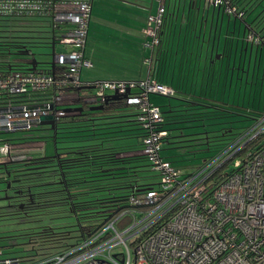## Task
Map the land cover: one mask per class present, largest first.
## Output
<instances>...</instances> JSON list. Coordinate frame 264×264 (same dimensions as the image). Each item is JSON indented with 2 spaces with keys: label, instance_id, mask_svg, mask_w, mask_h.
Returning <instances> with one entry per match:
<instances>
[{
  "label": "built area",
  "instance_id": "2783aa9c",
  "mask_svg": "<svg viewBox=\"0 0 264 264\" xmlns=\"http://www.w3.org/2000/svg\"><path fill=\"white\" fill-rule=\"evenodd\" d=\"M93 1L0 0L1 17L44 11L52 16L54 28L60 24L55 32L59 50L53 57L52 72L38 68L0 73V133L36 128L41 116L52 115L58 120L65 111L55 105L66 96L72 97L66 91L69 86L64 87L66 82L73 88H92L90 101L99 103L107 94L122 95L128 90L125 99L137 107L138 121L146 131L142 153L158 175V188L141 196L148 206L135 208L131 223L123 230L109 223L79 247L28 264H264V140L254 153L235 156L244 144L264 136V114L223 154L203 160L183 175L161 156L167 132L160 129V108L149 101L151 94L171 96L169 87L149 77L81 81V69L91 65L84 58L83 48ZM152 1L157 2L156 12L147 15L143 29L150 39L146 45L151 48L160 44L159 33L167 13V0ZM205 2L223 13L243 16L229 0ZM246 38L251 44L264 42V37L253 34ZM14 148L0 141V160L12 158ZM228 159V174L210 181L216 168ZM21 262L17 257L4 256L0 247V264Z\"/></svg>",
  "mask_w": 264,
  "mask_h": 264
},
{
  "label": "trees",
  "instance_id": "16d2710c",
  "mask_svg": "<svg viewBox=\"0 0 264 264\" xmlns=\"http://www.w3.org/2000/svg\"><path fill=\"white\" fill-rule=\"evenodd\" d=\"M150 1L152 2V0ZM168 1L165 2L167 12ZM229 1L231 6L243 13V16L240 17L242 20L246 15L247 5L257 9L254 21L245 23L249 28L251 26L254 29L263 24L261 22L264 21V0ZM38 22H42L41 27L35 26ZM59 26L60 24L54 28L52 16L44 11L17 17L0 16V73L29 71L32 58L27 57L29 46L19 45L18 39L21 36L27 37L25 39L38 40L40 37L37 35L47 33L49 47L52 38L54 39V57L59 50L55 43V32ZM144 27L140 33L142 36L141 46L150 42V39L143 33ZM251 28L249 34L259 38L264 37V33H256ZM161 31L162 29L159 39ZM86 41L87 35L83 55ZM41 43L45 44V42ZM261 44L264 45V42H259L256 46L259 47ZM224 52L226 55L228 54L227 50ZM146 57L143 59L148 61L149 58ZM231 57L234 61L233 52ZM84 58L87 59L85 55ZM51 60L48 63L39 62L33 71L39 68L52 72L54 67H50ZM147 77L155 80L152 76ZM66 86H69L66 91H70L71 93L68 94H72V97L66 96L55 105V108L63 111L68 108L72 110L65 112L56 120L55 137L53 134L47 136L55 144L54 153L49 156L28 155L22 158L18 157V159L10 158L8 164L0 167V183L6 186L9 184L5 193L8 196V207L0 208L6 209L0 213V219L11 217L19 220V224L26 225L25 232L20 235L26 236L27 243L31 247L28 252L32 254L25 258L33 257L38 251L53 250L46 254L47 257L61 252H69L86 240L93 238L109 223H113L116 230H123L131 223L135 208L148 206V204H144L145 200L141 196L149 189L158 188V175L151 169L150 163L142 153L146 131L138 121L137 107L127 103L125 98H120L116 101L110 100L102 110L91 111L90 107L103 103V101L99 103L98 100L90 101L93 95L92 88H73L67 82L64 87ZM164 97L171 98V96ZM200 99H181L182 103L173 108L168 103L169 112L161 110L163 116L160 129L167 132V137L162 142L163 146L179 143L178 146H175L177 148L184 147L182 146L183 142L205 140L206 142L198 145L202 144L206 146V149H209L211 139L220 142L235 134L232 125L235 120L229 118L236 113L223 107L219 108L217 104L211 103L213 99L206 98L204 101H200ZM12 101L13 103L17 102L16 98ZM42 101L39 99V102ZM75 107H82L83 110H74ZM158 107L160 108V106ZM238 113L241 112L238 111ZM209 114L212 115L209 116ZM241 114L240 116L250 119V117ZM207 120L218 121L207 122ZM207 126H218V128L209 130ZM43 127L49 129L47 126L39 125L31 130ZM194 128H202V131H185ZM3 133L9 132L0 134ZM202 134L203 138L197 137ZM210 134L215 135L210 137ZM17 139L23 141L18 144H26L34 142L37 137H23L14 140ZM231 139H228V143L212 158L223 154L235 136ZM263 140L264 136L262 135L256 140L249 141L235 156H246L243 154L244 152L254 153ZM9 141L11 140L7 139L2 142L17 146L14 141ZM187 147H192V144H188ZM192 152L195 151H187L184 155H196ZM229 152L227 151L223 156ZM212 158H207V160ZM230 160L228 159L216 168L210 181H216L228 174L231 168L226 173L223 168L228 163L230 164ZM170 163L174 165V162L170 161ZM218 163L220 164V162ZM175 167L180 169L183 175H187L190 171H183L181 168L184 167L178 165ZM104 235L108 237L110 233L104 232ZM69 239H73V242L68 243Z\"/></svg>",
  "mask_w": 264,
  "mask_h": 264
},
{
  "label": "rangeland",
  "instance_id": "374dc122",
  "mask_svg": "<svg viewBox=\"0 0 264 264\" xmlns=\"http://www.w3.org/2000/svg\"><path fill=\"white\" fill-rule=\"evenodd\" d=\"M135 3V5L131 4ZM150 0H95L91 10V18L88 27V36L85 45L86 56L92 62L90 67H83L82 77H87L90 79L96 78H111L114 75L120 73V66H118V61L120 54L124 56L126 64L128 65L130 62L128 59L130 55H134V60L137 64H140V57H142L140 49L138 45L140 40H142L140 30L138 32L137 28L130 29V33L127 31L126 34L122 36V40L117 38V30H121V21L124 19L117 18L116 13L122 14L123 16L130 17L131 14L137 16L139 18V22L141 21L142 15L147 12L145 7L148 6ZM183 4V3H182ZM203 4V2H202ZM205 5V4H204ZM203 5V6H204ZM182 6V5H181ZM207 6V4L205 5ZM127 10V12H125ZM246 15L244 20L237 19L236 21V30L233 33L235 41L237 36L239 35L240 40H242L241 33L239 34L238 26H241V31H243L245 23H251L255 19V14L257 9L252 8L251 6H246ZM182 7L180 8L179 13V21L181 18ZM133 19H137L133 17ZM133 20L132 23L137 27L139 25L138 21ZM128 22V20H126ZM228 17L224 15L223 28L221 29V23L219 24L218 32L221 33L222 42L223 43L225 29L227 26ZM42 22H38L35 26L41 27ZM179 23V22H178ZM255 23V22H254ZM260 26L255 27L252 31L256 33H264V21ZM233 18L230 19L229 24V32L233 31ZM210 25L208 26V34H209ZM263 29V30H262ZM126 31V30H124ZM217 32V33H218ZM131 34V35H130ZM141 36V37H140ZM177 36V35H176ZM207 36V34H206ZM219 35L217 34V39ZM140 39V40H139ZM122 43V47H121ZM29 48L31 49L33 55L37 58L40 63H48L51 60V48L42 43L37 44H29ZM131 46H137L135 49H131ZM219 46V47H220ZM132 52L130 53V51ZM223 52V50H222ZM215 53V57H216ZM205 56V51L203 52V58ZM233 60V59H232ZM220 64L218 66L219 72L227 71V60L222 58L220 60ZM230 65V64H229ZM227 66L231 69H234L235 72L243 74V79L238 83L237 88L235 85L236 81V73L234 75L233 83H231V78L228 80V88H225L223 84L217 82L213 84V89H211L212 83L209 84L208 93L210 94L207 99H213L211 103H215L219 106V108L223 107L229 109L230 111L236 113L233 117H230V120H235L232 125L234 128L235 134L233 136H228L226 140L223 141H213L211 139L209 149H206L204 145H198L200 143L206 142L205 140L201 142H183L182 146L177 147V144H171L168 146L167 144L163 146V150L161 151V155L168 158V161L174 162L173 164L181 168L183 171H189L191 169L195 170L204 159L212 158V156L216 155L222 147L228 143V141L234 136L237 137L243 132H245L248 128L253 125L254 120L264 114V45L256 47V43L253 45H248V49L242 55L239 54L236 59V66L232 62L230 66ZM240 65V66H239ZM241 67V68H240ZM244 71V72H243ZM232 84V85H231ZM232 86V87H231ZM182 98H178L174 95L171 98H167L161 95H151V101L157 103L160 106V110L164 112H168L169 110V102L173 103H182L180 101ZM169 100V101H168ZM200 101H204V99H200ZM224 102V104H223ZM214 104V105H215ZM168 105V106H167ZM161 111V112H162ZM205 111V110H204ZM214 111V110H213ZM241 112V115H246L249 118H245L240 116L238 113ZM168 113H166L167 115ZM169 115V114H168ZM212 114H209L211 116ZM163 116V114H162ZM253 118V119H252ZM227 120V119H220ZM218 120H207V122H214ZM48 127V126H47ZM46 127V128H47ZM209 130H215L218 126H207ZM187 131H197L201 132L202 128H194L185 130ZM52 130L39 128L31 131H20V132H9L0 134V141L11 140L9 142L14 141L17 143V146L12 149L11 156L13 159L22 158L23 156H35V155H52L55 151V144L51 139H48L47 136H52ZM216 134V133H215ZM215 134H210V137ZM23 137H37L34 142L26 143V144H18L23 142L19 139L14 140L16 138ZM198 138H203V134L197 136ZM229 139V140H228ZM232 140V139H231ZM188 144H192V147H187ZM195 145V146H194ZM187 151H195L196 155H184ZM189 154V153H188ZM173 165V166H174ZM224 166V165H223ZM227 166H229L227 168ZM226 167L223 168V171L226 173L231 165L228 163ZM3 183H0V208L8 207L7 199L8 196L5 195L7 191V186ZM5 187V188H4ZM6 209H0V213L5 211ZM25 224H19V220L12 219L11 217H6L0 219V245L2 247V253L7 257H17L20 258L22 264H28L32 261H38L46 258V254L52 252L48 251H38L33 257L25 258L32 253H29L28 250L31 249L30 245L27 243L25 235H20L25 232ZM18 235V236H17ZM73 242V239H69L68 243Z\"/></svg>",
  "mask_w": 264,
  "mask_h": 264
},
{
  "label": "crops",
  "instance_id": "0c3cea01",
  "mask_svg": "<svg viewBox=\"0 0 264 264\" xmlns=\"http://www.w3.org/2000/svg\"><path fill=\"white\" fill-rule=\"evenodd\" d=\"M168 2V12L165 16L163 25L164 27L162 26L163 32L161 31L160 37V40L162 42L159 46L152 48L147 47L146 44H142L141 46L139 43L138 48L140 49V52H142V57H140V64H137L135 62L133 58L134 55L131 54L128 60L132 63H129L127 65L124 56L120 54V61H118V66H120L119 74H116L111 78L90 79L87 77H82V70L84 69L82 68L80 71L81 81L87 82L97 79L109 81H137L144 80L147 78V76H152V78H154L155 80H159V82H161L163 85L169 87L173 92L172 95L185 100H197L200 98H208V96L210 95L207 92L209 89V84L212 83L211 89H213V84H216L215 80L223 84L225 88H228L229 77H232L231 83H233L234 75L236 73L235 85L237 88L238 83L244 77V73L240 75V73L235 72L234 69L231 71V69H229L227 66V71L225 70L219 72L218 66L221 62L220 60H222L223 58L220 57V54L222 53V50L223 52L224 50H229L231 51V53L233 52L235 60H231L230 65L233 62L234 66H236L238 52L240 55H242L247 51L248 45H253L246 38L250 32V28L248 29L249 26L245 24L243 31H241V26H238L239 34L241 33L242 40H240L238 35L235 41L233 33L236 30V21L237 19H242L237 18L233 14L223 13L221 10L218 12L212 7L205 6V0H169ZM147 7H145L147 12L142 15L140 22L139 18L133 14H131L130 17H127L123 16L122 14L116 13L117 18L124 19L120 20L122 25L121 30H117L116 32L117 38L119 37L120 41L122 40V36L126 34L127 31L130 33V29L134 30V28H137L136 32H138L139 30L141 32V29L144 27L147 15L154 14L156 12L157 2H151L150 10H147ZM181 7L182 13L179 21V13ZM125 12H127V10ZM224 15H227L228 22L225 29L223 43L220 46V43L222 42V31L220 33L218 32V26L221 23V29L223 28ZM133 17H136L137 19L135 20L133 19ZM231 18H233L234 20V27L233 31L229 32V24ZM126 20H128V22ZM133 20L138 21L139 25L137 27H135V25L133 24L134 22L132 23ZM209 25L210 29L208 34L207 31ZM129 26L131 27L130 29ZM245 28H247L246 31ZM217 34L219 35L218 39ZM135 48H137V46H131V49ZM85 50L86 49H84V52ZM204 51L205 56L203 58ZM131 52L132 50L130 51V53ZM215 53L219 56L215 57ZM84 55L92 65L90 59L86 56V54ZM144 57L149 58L150 60L148 59V61H146V59H143ZM149 99L151 101V95ZM152 103L159 106L157 103ZM169 105L171 106V108H173L177 105V103L172 104V102H169ZM169 111L170 110H168V112Z\"/></svg>",
  "mask_w": 264,
  "mask_h": 264
},
{
  "label": "water",
  "instance_id": "95a60500",
  "mask_svg": "<svg viewBox=\"0 0 264 264\" xmlns=\"http://www.w3.org/2000/svg\"><path fill=\"white\" fill-rule=\"evenodd\" d=\"M206 3V2H205ZM131 4H133V5H135V3H131ZM207 4V6H209V7H212V6H210L208 3H206ZM150 6H151V2L149 3V6L147 7V10L149 9L150 10ZM213 9H216L218 12L220 11V9L219 8H214V7H212ZM217 12V13H218ZM250 28H251V26H250ZM248 29H249V27H248ZM252 29V28H251ZM247 30V28H245V31ZM250 30V29H249ZM244 31V32H245ZM50 47H51V57H52V60H51V62L49 63L50 64V67L51 68H53L54 67V61H53V54H54V51H53V49H54V39L52 38V41H51V43H50ZM223 48H224V46H223ZM224 51H226V50H224ZM227 53L229 54H227V55H225L224 56V58L227 60V66L230 64V61L232 60V57H231V51H229V50H227ZM218 57V56H217ZM39 62H37V60L35 59V58H33L32 60H31V62H30V65H31V67L28 69L29 71H33L35 68H36V66H37V64H38ZM128 93H129V91L127 90L126 91V93H124V94H122V95H120V94H118L117 92H114V93H112V94H107L106 96H105V99H104V101H103V103H101V104H99V105H96V106H92V107H90V110L91 111H96V110H102L103 109V107L110 101V100H119L120 98H126L127 97V95H128ZM72 109L71 108H68V109H64V111L65 112H70ZM74 110H79V111H82L83 110V108L82 107H75L74 108ZM40 125L41 126H48V128L50 129V130H52L53 131V136L55 137V133H56V121L53 119V116L52 115H47V116H41L40 117ZM54 139V138H53ZM10 161H8V162H3V163H0V165H3V166H5L6 164H8ZM9 186V184L7 185V187Z\"/></svg>",
  "mask_w": 264,
  "mask_h": 264
},
{
  "label": "flooded vegetation",
  "instance_id": "af4514ba",
  "mask_svg": "<svg viewBox=\"0 0 264 264\" xmlns=\"http://www.w3.org/2000/svg\"><path fill=\"white\" fill-rule=\"evenodd\" d=\"M244 11V10H243ZM38 37H40V39H38V40H31V39H25V38H27V37H24V36H21L20 37V39H18V43H20L19 45H21V46H28L29 44H31L32 43V45L33 44H37V43H41V42H45V44L46 45H48V40H47V38L49 37V35L47 34V33H44V34H39V35H37ZM263 38V37H262ZM30 47V46H29ZM31 49L29 48V52H28V58H35L36 60H37V58L33 55V53H32V51H30ZM226 55V52H222L221 54H220V57H224ZM216 56H219L218 54L216 55ZM37 62H38V60H37ZM184 127V126H183ZM196 133V132H195ZM229 133H230V131H229ZM237 137H235V139H236ZM9 160H0V163H3V162H8ZM0 167H4L3 165H0Z\"/></svg>",
  "mask_w": 264,
  "mask_h": 264
}]
</instances>
